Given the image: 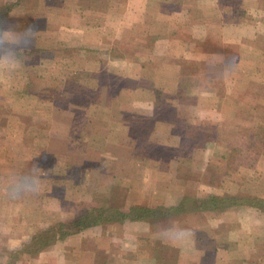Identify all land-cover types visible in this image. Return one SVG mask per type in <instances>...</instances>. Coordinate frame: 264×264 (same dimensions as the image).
Returning a JSON list of instances; mask_svg holds the SVG:
<instances>
[{"label":"crops","instance_id":"0c3cea01","mask_svg":"<svg viewBox=\"0 0 264 264\" xmlns=\"http://www.w3.org/2000/svg\"><path fill=\"white\" fill-rule=\"evenodd\" d=\"M160 2L161 6L154 7L151 0H37L34 10H24L22 14L27 16L15 21L17 24L13 20L4 31L8 37L1 38V42L19 52L25 51L23 62L29 67L39 69L42 62L52 66L50 49L57 45L64 48L61 62L70 64L74 59L75 63L58 69L60 86L55 94L64 95L61 103L65 106H52L49 118L34 119L45 124L41 128L32 126L42 130L41 149L38 146L20 153L0 151V223L13 213L11 220L30 224L28 236L31 237L44 226L42 220L47 219L43 218L52 214L64 221L97 209L101 201L107 209L102 224L47 246L28 259V264H264V222L253 211L255 208L242 207L240 210L244 211L221 216L224 218L210 227L211 234L220 240L216 248L196 245L197 226L190 227V214L179 210L175 214L174 210L189 200V189H216L224 174L225 158L216 154L229 149L220 147L217 151L215 144L196 139L195 124L226 121L228 111L244 105L235 98L242 91L264 97V0ZM24 3L25 0L11 7L9 14L19 11L18 7ZM36 13L43 17H32ZM98 18L100 22L96 24ZM51 19L56 21L52 23ZM21 31L33 33L30 44L17 38V32ZM35 35L41 37L34 38ZM117 47L122 52L115 56L111 50ZM35 48L46 50L36 53ZM79 67L104 75L106 89L118 94L110 101L113 115L110 121L90 119L81 108L70 103L76 88L70 76ZM147 70L153 73L160 95L174 106L177 125L161 123L164 132L155 127L158 107L151 103L152 97L138 89V79ZM102 104L101 101L99 105ZM124 114H128L130 126L154 134L161 141L160 144L136 141L133 154L160 162L165 146L176 149V156H168V170L149 169L145 164L133 168L134 164L127 159L130 151H121L115 144H106L107 152L119 153L122 160L114 173L100 170L98 158L104 153L89 148L91 140L96 145L109 141L108 126ZM236 118L243 130L242 113H237ZM179 127L185 131L180 132ZM246 128H250L249 140L262 152L254 164L264 169V162L258 163L264 161V144L257 141L264 134L250 126ZM183 132L185 139L192 142L186 146L180 143L184 141ZM25 138L34 142L28 133L21 142ZM7 141L10 146L19 144L17 140ZM195 147L201 149L198 152L201 155L204 149H209L204 165L199 159L192 165L190 155L197 151ZM179 158L188 160L187 164H179ZM23 162L28 165L26 168L30 167L27 174L31 181L41 178L47 182L44 195L50 206L48 215H41L35 207L31 208L32 212L28 209L18 212L21 205L18 195L22 189L30 191L28 184L20 183L22 169L19 171L17 165ZM73 164L79 165L78 176L65 177L61 184L36 174V169ZM216 166L220 173L213 170ZM238 170L242 172L241 168ZM4 179L10 180L14 187L8 202L10 212L8 209L6 212L1 201L7 192ZM135 205L159 212L173 211L170 216L157 215L146 220L128 218L119 222L107 218L115 210H128ZM206 214L202 221L209 217ZM248 215L246 220L244 216Z\"/></svg>","mask_w":264,"mask_h":264},{"label":"trees","instance_id":"16d2710c","mask_svg":"<svg viewBox=\"0 0 264 264\" xmlns=\"http://www.w3.org/2000/svg\"><path fill=\"white\" fill-rule=\"evenodd\" d=\"M24 0H15L12 3H7L4 6L0 7V24L4 17H7V12L10 10L11 6L22 4ZM159 1L151 0L152 6H161ZM99 19H97L96 24H99ZM88 24V23H87ZM27 34V33H26ZM25 35V34H24ZM28 37V35H26ZM40 38L41 35H35L34 38ZM45 37L42 35V38ZM27 39H30L29 37ZM24 40L22 43H28ZM31 40V39H30ZM40 50H46L45 48H35L34 52L40 53ZM51 53L53 55L52 58V66H50L51 72H46L45 74L38 72V67L32 66H22L23 57L26 55L25 51L19 53V49L15 47L7 48L4 45L0 44V53L4 51H11L19 63H21L20 67L14 68L18 74L14 75L13 78L15 81L13 85L3 88L0 85V91L2 94V98L4 96L10 98H14L18 103L26 106L25 108H21L22 112H17L15 109H11L9 114H1L0 113V149L3 141L6 139L12 138L11 131L18 126L16 124L23 123L26 124L29 122V119L34 117H38L42 113L48 115L51 111L52 106H65L64 103L55 100L54 95L56 91L59 89L60 80L58 78V69L60 66H71L75 63V60L72 59L70 64H64L61 62L63 59V51L64 48L59 45L52 47ZM113 54L116 56L119 52H122L121 48H113ZM76 63H78L76 61ZM78 70L74 72L70 78L75 81L76 88L74 95L70 101L71 104L81 108L85 115L90 119L99 118L98 111L101 112L103 110H108L110 105V101L112 97L114 98L116 95L111 96L110 92L106 89V78L101 73H95L90 71H85L83 67L77 68ZM146 68H144L145 70ZM21 74V75H20ZM105 87V89H104ZM142 87V88H141ZM103 88V89H102ZM160 88V87H159ZM154 85V77L153 73H149L147 70V74H144L142 77L138 79V89L141 92H148L152 97V104H155L158 107L157 119L155 127L160 129V131L165 129L162 127V124L169 123L177 125V121L175 120L174 106L170 101H167L160 95V89ZM234 96V93H233ZM253 97L250 93L242 91L239 95H235L236 100L241 104L237 110L234 111L232 115H234L235 121L232 124H228L225 120H217V121H199L195 124L194 135L198 139H202L203 142H214L215 139H219L220 141H229L232 133L229 132L230 129L235 128V133L240 129V124L238 123L240 120L236 118L237 113H242L244 118H248L251 111H256L259 114L254 116V119L249 123L248 126L253 128L255 131L264 133V97ZM14 100V101H15ZM151 100V99H149ZM5 101V100H4ZM103 102L100 106L99 103ZM16 102V104H17ZM3 102H0V106ZM8 106H11L9 103ZM15 110V111H14ZM250 111V112H249ZM111 113V110H110ZM261 113V114H260ZM32 117V118H31ZM128 114H124L120 120L117 122H112V124L108 127V137L107 142L95 143L94 140H91V144L89 148L96 149L101 153H104V156L99 157L100 162V170L105 172L114 173L116 170L117 164L119 160H122V157L117 154H109L107 151L106 144H115L120 148L121 151H130L128 161L130 160V164H145L149 166V168H162L163 163L168 161L170 155V148L165 146L164 156L160 162H154L150 159H143L140 156L133 155L132 146L136 141L148 142L153 144H160L159 141L154 134L146 133L144 130L139 127H132L127 123ZM101 119V117H100ZM105 120V119H101ZM179 120V119H178ZM233 122V120H232ZM229 125L230 127H228ZM160 126V127H159ZM225 127L229 130L226 129ZM32 133L34 138L38 139V136H43L42 130L36 128H27L26 132ZM116 132H118L117 135ZM42 140V139H41ZM243 151L236 147H230L228 152H226L225 156V171L224 175L226 178H230L229 182H225V180L221 183V188L223 191H229L234 186L236 190L234 192H229L228 196H224L223 198L217 197L214 194L208 193L207 195H201L199 190H193L192 195L190 194L191 205L190 208H185L182 204L179 205L178 208H175V214L177 210L179 212H184L185 214H190V223L191 221H195L201 223L199 219L200 212L207 213L209 211H214L216 208H255L258 212L264 215V196L260 195L262 190L264 191V181L259 177L260 171H253L249 176H243L247 174V172H241L238 168H246L243 167V161L240 158H251V165L247 168L251 169L253 167L254 162L256 163V156L252 154L250 157H244L242 154ZM106 154V155H105ZM169 156V157H168ZM172 157V156H171ZM166 161V162H165ZM249 164V163H248ZM133 165V164H132ZM255 167V164H254ZM80 172L79 165L73 164L71 166H57L53 165L51 168L46 170L36 169V174L42 177H51L52 183L54 181L59 182L60 184L65 181V177L69 178L71 176H78L77 174ZM241 174V175H240ZM54 176V177H52ZM248 177V178H245ZM23 178V177H22ZM119 180V179H118ZM259 186V188H258ZM227 188V189H226ZM200 194V195H199ZM6 196H3L1 201L4 200ZM9 198V197H8ZM189 200V201H190ZM188 201V200H186ZM185 201V202H186ZM184 202V203H185ZM183 203V202H182ZM187 203V202H186ZM172 209L169 211H161L156 209H147L145 207H141L140 205H135L128 207V210H115L112 214H109L108 219H115L119 222L124 219H132V220H146L148 217L154 218L157 215H163L162 217L170 216L172 213ZM107 212L105 203L101 201V205L97 209H89L86 212L78 213L74 215V217L61 220L58 215H50L51 217L44 222V226L42 230L38 233H35L28 240L25 241L24 244L21 245V249L19 253L21 255H35L40 250L46 248L54 244L57 241H60L67 236L75 235L82 230L89 228L90 226H95L103 223V215ZM201 213V214H202ZM193 219V220H191ZM18 222V221H17ZM43 223V222H42ZM203 228V227H202ZM201 229V228H200ZM202 235L198 234V243L195 242L199 247L210 246L212 248L219 247L220 240H216L212 234L203 233ZM209 234V235H208ZM219 238V237H218ZM1 240V239H0ZM1 246V241H0ZM2 247V246H1ZM3 254L13 252V250L3 249ZM13 253H17L16 251ZM13 254L8 255V259L5 263L0 264H15L17 260L14 258Z\"/></svg>","mask_w":264,"mask_h":264},{"label":"rangeland","instance_id":"374dc122","mask_svg":"<svg viewBox=\"0 0 264 264\" xmlns=\"http://www.w3.org/2000/svg\"><path fill=\"white\" fill-rule=\"evenodd\" d=\"M7 3L8 2L6 0H0V7L4 6ZM37 4H38L37 0H25V3L18 7L19 11H22V12L19 13V11L15 10L13 12V14H11V15L9 14L10 11H11V8H9L10 10H8V12H7V17H4V19L2 20V22L0 24V44L4 45L5 47L10 49V46L5 44L3 42V40L1 42V38L8 37L6 35L7 32H4V31L7 30L6 28H10L11 27V22L13 20H14V23H16L15 21H17V22L21 21L23 19L24 15L27 16L26 14H22L24 10H28V11L34 10V7H37ZM11 7H13V6H11ZM17 15H19V16H17ZM31 15H33L32 17H36L38 19L43 17V14H41V13H36V14H31ZM54 16H56V15H54ZM85 17H86V15H85ZM15 18H17L18 20L15 19ZM51 21L53 23V21H56V20L51 19ZM88 21H90V19H88ZM17 33H18L17 34L18 35L17 38L21 40V43L24 40H26L28 37L30 39H32L31 37H33V33H31V32H27V34H26V32H22V31H21V33H19V32H17ZM26 35H28V37H26ZM22 39H24V40H22ZM30 39H27L26 42H28V43L24 42V44H30V41H31ZM20 65H21V63L16 61V59H15V57H14V55H13V53L11 51H4L3 53H0V85H1V87L4 86L3 88H5V87L13 85V82L15 81L13 76L16 75V74L19 75V73H17V71L14 70V68H17V67L19 68ZM23 65L26 66L27 63H25V61H24L22 66ZM32 67H34V66H32ZM49 69H50L49 65L48 64H44V62H42V64H40V66H39V69H37V70H38V72L45 74L46 72H49V71L51 72V70H49ZM114 95H116V94H114V93L111 94V96H114ZM251 95L253 97H256L255 95H257V94H251ZM54 98H55V100H58L59 102H61L62 101L61 99L64 98V95L61 96L60 94H57V95L55 94ZM14 100L15 99L12 98V97L8 98V97L4 96V98H2V94H1V91H0V102H3L2 105L0 106V113L3 114V115L9 114V112H10V110L12 108L15 109L17 112H22L21 108H25L26 106L22 105L21 103H18L16 100L15 101ZM16 102H17V104H16ZM9 103L11 104V106H8ZM234 111L235 110L228 111L229 114L226 117V121H227L228 124H232L235 121L234 115H232L234 113ZM97 113H99V118H97V119H99L100 121H101V119H105L107 121H110V119L113 117L112 112L110 113V105L108 107V110H103L101 112L98 111ZM257 114H259V113L256 112V111H251V113H250V115H249V117L247 119L244 118V116L242 114V116H243L242 122L245 125V128H243V130H242L241 127H240V129L236 133H235V131H236L235 128H232V129L229 130V129H227L225 127L224 131H226V129H227V130H229L230 133H232V136L230 137V140L227 141V142H224V141H220L219 139H215L214 142H212L213 144H215L214 148H216L217 151H219L220 147H224L225 149L226 148L229 149L230 147H236V148L239 147L240 149L243 150L242 154L244 155V157H250L253 154V155H255L256 157L259 158L260 155L262 154V152H258V147H256L257 144L255 145L254 143L251 142V140H249L250 134L248 135V132H249L250 128L249 129L246 128V126L248 127L249 123L252 121V119H254V116L257 115ZM38 117H40L41 121H42V119H44L45 117L49 118L50 116L46 115L45 113H42ZM100 117H101V119H100ZM35 118L36 117H34L32 119H29V122H27L26 124H23V123L16 124L18 127L14 128L11 131L12 138L6 139V140H13V141L17 140V141H19V144L16 143L15 146H10L9 141L6 142V140H5V141H3L2 145H1L0 151L2 149H3V151L6 149L5 151L9 150V152L13 151V153H14L16 150L17 151L19 150V153H20L21 150L29 151V149H31L32 147L33 148L34 147L37 148L38 146L41 149V146H42V140L41 139H43V136H38V139H36V138H34L32 133H29L28 131L26 132L27 128H34L32 126H35V125L40 126V128L42 127V125L45 126L44 123H42V125H41V123L39 121L34 122ZM232 120H233V122H232ZM227 126L230 127L229 125H227ZM175 128H176V126H175ZM179 128H180V132L185 131V128H183V127H179ZM256 132H258V131H256ZM27 133L30 134L31 137H33L32 139H34V142L32 140L27 141L26 138L24 139L23 142H21L22 137L24 135H26ZM258 133L259 134H264V133H261V132H258ZM183 135H184V132L182 134V137H184V141L180 142V143H183L184 146L188 145V143H192V142H188L185 139V136H183ZM262 138L263 139L257 140V141L259 143L263 142V144H264V136ZM196 139H198V138H196ZM200 140H202V139H200ZM221 142H224V143L222 144ZM212 143H210V144H212ZM207 144H209V142ZM31 145H34V146H31ZM197 148L195 147L194 149H197ZM198 150L199 149H197V151H193L192 154L190 155L191 161H192V165H194V166H195V163H197L195 161H198V159L203 161L202 165H204L206 163V160H207L208 156H209V154L207 153L209 151L208 148H206L204 150L202 149L203 150V153H202L203 155L198 153V152L201 151V149H200V151H198ZM152 153L154 155V152H152ZM225 153L226 152L221 151V152L216 154V157L225 158V156H226ZM132 154H133V152H132ZM176 154H177L176 153V149L171 148L170 155L172 157H174V156H176ZM133 155H135V154H133ZM6 158H8V157H6ZM240 159L243 161V167H246V168H241V171L242 172H245V171L247 172V174H245L243 176H249L253 172L251 170H256L257 171L259 169V171H260V176L259 177L264 181V169L263 168L258 167V165L254 167V164H253V167L251 169H249L247 167L251 165V162H250L251 158L250 159L249 158H240ZM178 160L181 161V163H179V164H183V165L184 164L186 165L187 162H188V160H186L184 158H179ZM189 160H190V158H189ZM263 162H264L263 159L258 161V163H263ZM132 164H134V163H132ZM135 165L139 166V163L138 164L135 163L132 167L134 168ZM141 165L142 164H140V166ZM167 165L168 164L163 163L162 167H163L164 170L167 169V167H166ZM17 166L19 167V171L22 169L21 173H20V176L22 174L23 178L20 179V183L24 184L25 186L28 184L27 185L28 189H30V191L22 189V191L20 192V195H18L19 204H20V201H21V205L19 206V208H17L18 212L19 213H24V212L27 211V209L31 210L32 207H35L40 212L41 215L45 216L48 213V211H47L48 208L50 207V206H48L49 204L47 203L48 199H47L46 195H44V193H46L45 192V188H46L47 182L44 179H41V178L40 179H33L32 178V181H31V179H30L31 177L28 176V174H27L28 171L30 170V167H28L29 169L26 168L28 165L25 162H23L22 165H17ZM147 168H149V166ZM213 168L212 169L214 171H217L219 173L221 172V169H219V167L216 166V168L215 167H213ZM224 171H225V169H224ZM192 176H195V175H192ZM28 177H30V178H28ZM195 177H197V176H195ZM35 178H37V177L35 176ZM245 178H248V177H245ZM224 180H225V182L226 181L229 182L230 178H226L225 175L223 174V176L219 180L218 188L212 189V190H204V189H197V190H199V192H201L200 194L203 195V196L207 195L208 193H210V194L216 195L217 197L223 198L224 196H228L230 194L229 192H234L236 190V188H234V186H228V187H232V189L231 190L229 189V191L228 190L227 191H223L222 189H220L221 186H222L221 183ZM5 181L7 183H4L5 185H3V186H7V188H5V189H7V192H5L6 198H4V200L2 202L6 206V212H8L7 209L10 212V206H9L8 202L10 201V197H11L10 196L11 195L10 191L12 189L14 190V187H13V183L11 184L10 180L6 179ZM216 182L218 183V180ZM261 186L264 187V185H261ZM258 188H259V186H258ZM189 190L191 191L190 194L192 195V193H193L192 188L189 189ZM26 191H28V192H26ZM7 195H9V196H7ZM260 195L264 196V191L263 190L260 193ZM190 197H188L189 200H190ZM189 200L186 201L187 203L184 201L185 203L183 202L182 206L185 207V208H190L191 200L190 201ZM21 206H25L26 208L24 209ZM239 210H240V208H236V207H231L230 208L229 207V208H222V209L216 208V210L209 211V212H207V214L206 213L201 214L202 212H200L199 213L200 214L199 219L201 220L202 225L199 222H198L199 223L198 224L197 222L195 223V221H191L190 227L193 226V225H194V227L197 226V231H195V233H196L195 237H197V238H198V234L202 235V234H200L201 231L203 233H206V231H207V233H209V231H210V234H211L212 232H211V228L210 227L213 226L215 223H218V221H220L222 218H224V217H221V216H228V213L229 214L230 213H236V211H239ZM244 210L241 209L240 211L242 212ZM253 211L258 212L256 209H253ZM31 212H32V210H31ZM9 214L10 215L8 216V218H4V220L0 223V239H1L0 241H1V246H2V247L0 246V263H5L6 260L8 259L7 258L8 255L9 254H13L15 256L14 258L17 260V263L21 262L20 264H26L27 260L28 259L31 260L33 255H28V256L27 255H23V254L21 255V253H19V251L21 249V245L24 244L25 241L30 238V236H28L29 233H30L29 232L30 231V229H29V225L30 224L27 223V221H25V220L23 222H19V223L16 220H11L10 217H12L13 213H9ZM205 214H206V216L209 215V217H207V219L205 221H202L203 218H204L203 215H205ZM36 216L38 217V215H36ZM249 216L250 215H248V217H246V216H244V217L246 218V220H248ZM257 216L260 218L259 220H261V222H264V219H263L264 215L262 213L258 212ZM42 222L44 224L45 220H42ZM42 228H43V226H41L39 228V230L37 232H35V233L40 232L42 230ZM215 237H216V240H218V236H215ZM2 248L4 250L5 249L13 250V252L16 251L17 253H13L12 251H10V253L3 254Z\"/></svg>","mask_w":264,"mask_h":264}]
</instances>
